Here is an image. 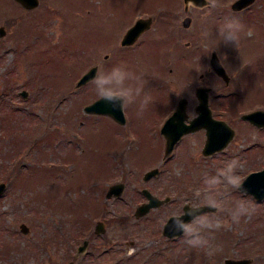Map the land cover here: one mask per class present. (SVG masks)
Wrapping results in <instances>:
<instances>
[{
  "label": "rangeland",
  "instance_id": "rangeland-1",
  "mask_svg": "<svg viewBox=\"0 0 264 264\" xmlns=\"http://www.w3.org/2000/svg\"><path fill=\"white\" fill-rule=\"evenodd\" d=\"M233 1L221 0L222 7L211 12L204 6L191 11L188 4L187 14L198 20L194 25L211 33L207 40L201 33L187 46L185 36L179 44L155 37L148 49V31L132 50L119 45L135 19L130 14L163 6L178 9L180 20L184 0H39L32 8L0 0V182L6 183L0 194V264H221L225 257L264 264V199L251 194L255 213L213 233L219 250L212 257L186 246L182 235L162 234V224L182 209L201 173L232 158L242 164L243 177L264 166L263 154L249 157L250 151L264 152V132L240 117L234 119V144L212 156L201 153L203 134L190 133L163 159L164 140L156 132L175 97L190 95L186 90L194 87L199 66L209 71L201 79L213 86L211 96L225 94L240 109L264 108V0L239 12L231 10ZM230 16L243 25L236 48L216 34ZM212 46L235 87L222 88L223 80L204 68ZM206 49L207 63L198 54ZM168 59L174 84L162 79ZM120 63L142 76L152 98L142 115L135 104L124 109L125 125L107 114L86 113L84 107L99 97L92 80L77 85L91 65ZM155 166L160 173L144 181L143 173ZM117 181L125 189L105 198L106 187ZM142 187L170 199L137 217L134 209L146 199ZM97 220L105 221V230L95 234ZM21 223L28 231H21ZM84 238L89 245L77 255Z\"/></svg>",
  "mask_w": 264,
  "mask_h": 264
},
{
  "label": "clouds",
  "instance_id": "clouds-1",
  "mask_svg": "<svg viewBox=\"0 0 264 264\" xmlns=\"http://www.w3.org/2000/svg\"><path fill=\"white\" fill-rule=\"evenodd\" d=\"M204 7L210 12L222 7L221 0H205ZM243 25L235 17H224L217 35L220 43L239 44ZM205 40L211 37L207 30L202 32ZM91 84L95 94L113 107L126 109L137 105V115H142L152 98L145 93L141 75L134 73L127 65L120 63L109 68L100 67ZM198 114L193 113V118ZM242 164L237 158L228 159L215 171L200 174L191 189V196L185 200L181 210L170 213L173 230L180 232L183 242L192 249L203 251L212 257L219 250L213 243V233L227 226L239 224L242 218L250 217L256 205L243 189ZM203 208L210 211L204 212ZM184 216L190 217L185 221Z\"/></svg>",
  "mask_w": 264,
  "mask_h": 264
},
{
  "label": "water",
  "instance_id": "water-1",
  "mask_svg": "<svg viewBox=\"0 0 264 264\" xmlns=\"http://www.w3.org/2000/svg\"><path fill=\"white\" fill-rule=\"evenodd\" d=\"M25 8H32L38 5L39 0H16ZM254 0H234L231 3V7L233 9H241L246 5H249ZM185 5H188L189 2H192L194 5H204L205 0H184ZM190 16H186L183 20V25L187 26L190 23ZM146 20H150L149 18ZM147 21L142 18L136 20V22L130 26L121 39L122 44L132 43L140 34L142 30L147 28ZM5 29L0 27V34H3ZM210 64L213 66L215 72L220 76H225V80H228V75L226 74L223 66L219 62V59L216 53H212ZM97 66L90 67L87 71H85L81 77L77 81V85L83 84L93 78L96 73ZM23 96H27L28 91L26 89H22L20 91ZM197 97H199L200 101L197 105L198 116L197 118H193L192 122L196 124L197 127H201L203 124H206V140L205 144L202 148V153L204 155L212 154L216 151L224 148L231 138L230 132H226L225 135L222 134L223 129L225 130V126L222 125L221 120H215L212 118L210 109L208 108V88L202 87L197 89ZM184 108V100L180 101L178 104V108L166 119L164 125L161 130L165 136V147H164V157H166L173 149L175 143L181 138V136L192 130L194 127H191V124H185L184 115L181 113ZM86 112L90 113H103L108 114L115 118L119 122H124V112L119 106L113 107L111 104L106 103L104 100L97 98L92 103H89L84 107ZM242 118L249 119L251 122L256 123L258 125H264V110H255L251 112H247L242 114ZM208 119V121H207ZM219 124V125H218ZM158 167H153L143 174V180H147L150 177L156 175L158 173ZM6 183L4 181L0 182V194L3 192ZM124 188L123 182H115L108 186L105 197L110 196H119ZM243 189L246 190L247 193H251L256 200L264 199V167L259 170L250 171L245 177L243 182ZM142 192L147 197V200L138 204L135 208V216L145 215L152 209L153 207H158L164 202L169 200V197L166 196L164 198H160L157 195L153 194L148 188H142ZM210 210L208 208H203L202 211ZM183 219L185 221L190 220V217L184 216ZM21 231H28V226L25 223L20 224ZM105 230L104 222L102 220H97L94 226V232L100 233ZM162 234L168 237L178 236L181 233L173 230L172 221L167 217L166 221L162 226ZM90 240L88 238L84 239L80 245L77 247L76 254L79 255L86 250L89 245ZM76 255V256H77ZM252 261V257H225L221 264H250ZM50 264V263H43ZM64 264H74L73 260H69Z\"/></svg>",
  "mask_w": 264,
  "mask_h": 264
},
{
  "label": "flooded vegetation",
  "instance_id": "flooded-vegetation-1",
  "mask_svg": "<svg viewBox=\"0 0 264 264\" xmlns=\"http://www.w3.org/2000/svg\"><path fill=\"white\" fill-rule=\"evenodd\" d=\"M192 6L193 7H191L192 8L191 11L193 10V8H202L204 5H202V6H200V5H192ZM250 6L251 5H246L245 7L241 8V9L235 10V9H232L231 8V5H230V8H231L232 11H235V12L238 11L239 12V11H245V10H247V8H249ZM189 7H190V5H183V8H182L183 10L181 11V13L183 14V18H180V20L176 17V15H177L176 10H178V9H173L171 7H163V6L151 7L150 9L152 11H154V12L148 13V12H151V11H148V12H146L147 14L144 13V15H141L140 13H137V14L132 13V14H130L129 15L130 19L133 17V19L135 18L134 21H136L139 18H142L145 21H147L148 27L145 28L144 30H142L140 32V34L138 35V37L132 43L122 44L121 43V39H119V43H120L119 45L121 47H133V48H131L133 50V49H135L134 47H136V45H138V44H140L142 42L140 40V38L142 37V35L146 34L149 31L151 33L150 36H153V37H150L149 40H148V49H150L151 46H152V43H154L153 38L159 37V38H157V42H158L159 39H160V37H164V36H169L173 40L174 44H179V42H180L179 39H183V36H185V38L187 37V38L190 39V40L189 39H186L184 41L185 45L189 46L191 44V42H192L190 37H196L197 35H199V34H201L203 32L202 24H199L198 23V24L194 25L195 22H197L198 20L197 19H194L192 16H190V14H187V13H189L188 12L189 11ZM154 13L156 14V16L155 17H152V15ZM158 16H160V19H158ZM186 16H190L191 17L190 18V23L187 26L183 25V20H184V18ZM148 18L150 19L149 21L146 20ZM178 20L180 21V25H178V23H177ZM195 45H197V43ZM213 52L216 53V55L218 56L217 51L214 49V46H212V50L210 52V56H209V59H208L207 67H204V68L210 70L211 73L213 74V76H215V77L223 80L222 82L224 84V87H222V88L229 89V88H231V86L235 87L236 83H235L234 77L233 76H230V74L227 72V70H226L227 67L221 62V59H220L219 56H218L219 62L223 66L226 74L228 75V80H225V78H224L225 76L218 75L215 72L213 66H211L210 59H211V56H212V53ZM208 53H209V50L208 49L201 50V51L198 52V54H201L200 57H204L205 58L204 62H206V63H207L206 58L208 57ZM108 56L105 55V58H107ZM173 64H174V62L171 63L170 59L166 60V67H168L169 73L164 74V76L162 77L163 83L174 84L173 82H174V78L175 77L172 74L173 73L172 72L173 67L171 66ZM94 65L97 66V69H96V73H97V71L99 69V67H98L97 64H93L90 67H92ZM195 69H196V71H195L196 75H195V77L193 79H191V81L192 82L193 81H196V83H195V85H194L193 88L192 87H189L186 90V92L190 93V95L187 94V96H186V94H182L181 96H179V98H176L175 97L174 101H172V103L170 104V108L163 115L161 121L159 122L160 125L157 128L156 132L159 134V137L160 138H163V140H164L163 141V151H164V147H165V136L162 133L161 128L164 125L166 119L178 108V104L180 103V101L184 100V108H183V110L181 112L184 115V121H183V123H185V124H191V127H194V128L192 130L184 133L181 136V138L175 143L174 147L187 134H190V133H197V134H200V135L203 134V136H204L203 143H202L203 145L201 144V153H202V148H203V146L205 144V140H206L207 126H206V124H203L201 127H197L196 124L194 122H192V120H193V113L198 114L197 105H198V103L200 101L199 97H197V93L196 92H197V89L198 88H202V87L208 88V99H207V103H208V108L210 109V113H211L212 118L215 119V120H221L222 121V125L225 126V128H226L225 130L223 129V132H222L223 135H225L226 132H228V131L231 134V138L227 142L226 146L224 148H222L221 150H219V151H216V152H214L212 154H209L210 156L214 155L215 153H221L220 151L228 148L232 143L234 144V140H235L236 135L238 133V130H237V127H236V124H235L236 123L235 121L238 118L236 120H234L236 117H240L239 118L240 120L242 119V120L248 121L255 128L262 129L261 131L264 132V125H258L256 123L251 122L249 119L242 118V114H244V113L251 112V111H255V110H264V108H253V109L252 108H248L246 110L245 109H240V107H238V105H237V102H235V100L234 101L231 100L233 98H226V97H224L225 94L223 95L222 93H215V94H213V96H211L212 95L211 94V91H213L212 90L213 89V86H211L209 84V80L208 79H204V80L201 79V77L204 76V74L206 72L208 74L209 71H202L201 66H199V67H197ZM96 73H95V75H96ZM92 79L93 78H91L90 80H92ZM191 81H189L188 86L190 85ZM241 111H245V112L240 113ZM88 114H97V113H88ZM110 117L116 123H118L119 125H125L127 123V118H126V115L125 114H124V119H125L124 122H119L115 118H113L112 116H110ZM207 121H208V119H207ZM247 137H249V136H247ZM250 144H249V146H250L249 149L255 144V142H251ZM174 147H173V149H174ZM173 149H172V151H173ZM245 151L246 150H244V152ZM247 152L248 151H246L244 153L245 156H246ZM261 154L264 155V152H261V151L252 152V151H250V153H249L250 160H254L256 157L258 158V156L261 155ZM168 156L169 155H167L166 157H168ZM205 156H208V155H205ZM166 157L163 156V159H166ZM262 168H260V169H262ZM158 170H159L158 171V174H159L160 173L159 166H158ZM256 170H259V169H256ZM252 171H255V170H252ZM120 182H123V181H120ZM123 183H124V188L123 189H125V185L126 184H125V182H123ZM108 186L106 187L104 193H106V190H107ZM141 193H142V191H141ZM157 196L160 197V198H164V197H166L168 195H165L163 197H161L159 195H157ZM168 197L170 199V196H168ZM146 200H147V198L144 201H146ZM144 201H142V202H144ZM142 202H140V203H142ZM163 204L164 203H162L161 205H163ZM161 205H159L158 207H160ZM154 208H157V207H154ZM134 213H135V209H134L133 214ZM102 221L105 223L104 220H102ZM94 233L97 234L96 232H94Z\"/></svg>",
  "mask_w": 264,
  "mask_h": 264
},
{
  "label": "trees",
  "instance_id": "trees-1",
  "mask_svg": "<svg viewBox=\"0 0 264 264\" xmlns=\"http://www.w3.org/2000/svg\"><path fill=\"white\" fill-rule=\"evenodd\" d=\"M113 220L117 219V218H112Z\"/></svg>",
  "mask_w": 264,
  "mask_h": 264
}]
</instances>
